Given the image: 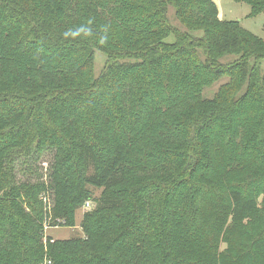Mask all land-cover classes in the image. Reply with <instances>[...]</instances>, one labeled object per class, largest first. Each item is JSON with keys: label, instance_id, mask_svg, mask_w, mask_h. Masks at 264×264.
I'll use <instances>...</instances> for the list:
<instances>
[{"label": "trees", "instance_id": "16d2710c", "mask_svg": "<svg viewBox=\"0 0 264 264\" xmlns=\"http://www.w3.org/2000/svg\"><path fill=\"white\" fill-rule=\"evenodd\" d=\"M230 54V70L211 66ZM257 58L264 40L213 0H0V264H264L249 224L264 206V124L246 109L264 118ZM236 67L242 95L203 96ZM15 151L54 153L48 186L15 182ZM91 200L84 238H46Z\"/></svg>", "mask_w": 264, "mask_h": 264}, {"label": "rangeland", "instance_id": "374dc122", "mask_svg": "<svg viewBox=\"0 0 264 264\" xmlns=\"http://www.w3.org/2000/svg\"><path fill=\"white\" fill-rule=\"evenodd\" d=\"M217 10L220 20L222 21H238L240 22L242 28L250 33H252L255 37L264 40V13H261L256 16H252V6L248 1H240V0H213ZM168 17L171 24L177 27L180 30H185V28L181 25V23L175 17V10L170 7L168 10ZM95 62H94V75L95 77H100L108 64V54L101 49H97L95 51ZM205 56L207 57V53L201 55L202 60H205ZM239 54H230L225 56H218L214 59L215 65L211 63V66H216L215 69L221 72H226L230 70L231 67L235 63H237L241 58ZM211 59V58H210ZM122 60H130L135 61L132 57H124ZM250 69L254 65V70H258L261 74L264 73V60L263 59H254L250 61ZM235 68V67H234ZM237 67L236 70H233L234 75L232 73H225L220 76V78H212L211 84L206 86L203 90V96L209 100L215 98V96L220 91H225L228 96H232L236 94L239 90L240 83L237 80ZM236 72V73H235ZM143 75L141 74V78L143 79ZM242 88V89H241ZM239 95H242L245 91V85L242 86ZM255 105V104H254ZM254 105H248L246 107L247 111L252 115L251 119H253L257 124H264V118H258L259 112L262 110L261 107H255ZM252 122V121H251ZM53 152L45 153L42 157L32 152L29 155H25L24 152L15 151L14 157H19L14 163L13 175L15 178V182L18 183H36L38 181L45 183L48 186L49 181L51 180V174L53 169H51V164L53 163ZM256 177L260 180L258 183L264 184V170L261 172L256 171ZM95 196H99L102 193V190H95ZM3 194V192H1ZM1 196V195H0ZM52 196V197H51ZM131 195H129V199ZM128 199V200H129ZM40 200L46 205L45 210H49L50 216L47 218L46 224L52 220V207L55 203V194L54 191H43L40 193ZM96 204L91 200V206L86 207L84 204L81 208H79L76 212V225L74 227H66V226H56L50 228L46 226L44 229V234L47 236H52L55 240H64V239H72V238H84L85 232L82 226L84 222V217L87 212H91L95 209ZM60 219L58 221H62ZM249 224L252 227H263L264 228V206L259 209V211L251 216ZM47 239L45 240V243ZM47 245V244H46ZM225 246L221 244V248ZM237 249V246L234 247ZM48 256L46 255V259ZM44 260V262H45Z\"/></svg>", "mask_w": 264, "mask_h": 264}, {"label": "built area", "instance_id": "2783aa9c", "mask_svg": "<svg viewBox=\"0 0 264 264\" xmlns=\"http://www.w3.org/2000/svg\"><path fill=\"white\" fill-rule=\"evenodd\" d=\"M91 206V202L90 201H87L86 202V207H90ZM43 264H51V260H45V262Z\"/></svg>", "mask_w": 264, "mask_h": 264}]
</instances>
